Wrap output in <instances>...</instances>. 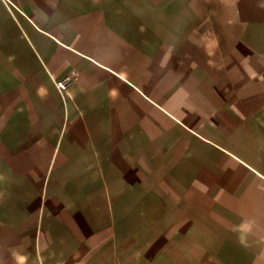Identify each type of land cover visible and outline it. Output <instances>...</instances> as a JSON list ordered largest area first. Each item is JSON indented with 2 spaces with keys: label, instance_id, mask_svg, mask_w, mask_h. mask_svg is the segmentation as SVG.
Returning a JSON list of instances; mask_svg holds the SVG:
<instances>
[{
  "label": "crops",
  "instance_id": "0c3cea01",
  "mask_svg": "<svg viewBox=\"0 0 264 264\" xmlns=\"http://www.w3.org/2000/svg\"><path fill=\"white\" fill-rule=\"evenodd\" d=\"M0 264H264V0H0Z\"/></svg>",
  "mask_w": 264,
  "mask_h": 264
}]
</instances>
